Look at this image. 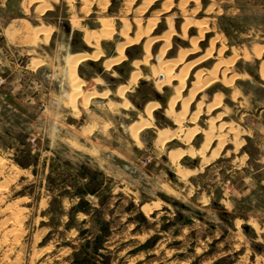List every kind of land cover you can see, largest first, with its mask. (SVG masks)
<instances>
[{
    "label": "rangeland",
    "instance_id": "rangeland-1",
    "mask_svg": "<svg viewBox=\"0 0 264 264\" xmlns=\"http://www.w3.org/2000/svg\"><path fill=\"white\" fill-rule=\"evenodd\" d=\"M30 1L0 0V264H264V0Z\"/></svg>",
    "mask_w": 264,
    "mask_h": 264
},
{
    "label": "bare ground",
    "instance_id": "bare-ground-1",
    "mask_svg": "<svg viewBox=\"0 0 264 264\" xmlns=\"http://www.w3.org/2000/svg\"><path fill=\"white\" fill-rule=\"evenodd\" d=\"M30 1V0H29ZM41 1H43V0H41ZM40 1V2H41ZM45 1V0H44ZM31 2V1H30ZM129 2V1H128ZM149 2H151L150 0H149ZM34 3V2H33ZM44 3H46V2H44ZM40 4V3H39ZM42 4V3H41ZM43 5V4H42ZM41 6V5H40ZM169 6H170V4H169ZM38 10V9H37ZM35 12H37V11H35ZM104 19V18H103ZM107 19V18H106ZM107 21V20H106ZM167 23H169L170 24V21H168ZM124 24H126V23H124ZM128 24V23H127ZM155 24V23H154ZM198 24V23H197ZM75 26V27H74ZM102 26V25H101ZM123 26V25H122ZM147 26V25H146ZM73 28H77V27H80L79 26V23H78V26L76 25V24H74L73 26H72ZM124 27V26H123ZM170 27V26H169ZM168 27V28H169ZM187 27H189L188 25H187ZM125 28V27H124ZM171 28V27H170ZM186 28V27H185ZM101 29V28H100ZM112 29L114 30V27L113 28H111V27H109V26H106V25H104L103 26V29L99 32V33H96V32H88V31H85V33H83L84 35H83V41H84V43H85V45L87 46V47H89V48H91V49H95L96 51H94L92 54L90 53V54H88V52H87V54H78V55H69V60H68V64H69V67H70V69H72V70H74L80 63H83V62H86L87 60H93V61H96V60H98L101 56H102V52L100 51V50H98V45H99V43H100V41L102 40V39H107V38H110L111 36H112ZM187 29V28H186ZM197 29V28H196ZM33 30V29H32ZM34 30H36V29H34ZM121 30V29H120ZM150 30H151V28H150ZM170 30V29H169ZM168 30V31H169ZM184 30V29H183ZM198 30H200L199 28H198ZM84 31V30H83ZM152 31V30H151ZM40 32V31H39ZM47 32V31H46ZM143 32V31H142ZM36 33V32H35ZM139 33V32H138ZM201 33V32H200ZM141 34V33H140ZM167 35H168V33H166ZM202 34V33H201ZM45 35V34H44ZM43 35V36H44ZM48 35V34H47ZM166 35V36H167ZM173 35V34H172ZM138 36H139V34H138ZM170 36V35H169ZM169 36H167V38L169 37ZM183 36V35H182ZM199 36H200V34H199ZM29 37V36H28ZM34 37V36H33ZM37 37V36H36ZM140 37V36H139ZM171 37V36H170ZM200 37H202V35L200 36ZM30 38V37H29ZM166 38V37H165ZM184 38V37H183ZM203 38V37H202ZM201 38V39H202ZM38 39V38H37ZM44 39V38H43ZM127 39V38H126ZM125 39V40H126ZM134 39V38H133ZM155 39H156V37H155ZM163 39V38H162ZM45 40V39H44ZM141 40V39H140ZM139 40V41H140ZM153 40V39H152ZM169 40V39H168ZM40 41V40H39ZM150 41V40H149ZM154 41H156V40H153V42ZM160 41H161V39H160ZM159 41V42H160ZM163 41V40H162ZM165 41V40H164ZM198 41V40H197ZM27 42V41H26ZM36 42V41H35ZM135 42V41H134ZM137 42V41H136ZM125 43H126V41H125ZM130 43V42H129ZM133 43V42H132ZM156 43V42H155ZM163 43V42H162ZM164 43H166V42H164ZM169 43V42H168ZM192 43H193V41H192ZM170 44V43H169ZM118 45V44H117ZM152 45V44H151ZM165 45V44H164ZM163 45V46H164ZM166 46V45H165ZM30 47V46H29ZM167 47V46H166ZM193 47V46H192ZM162 48V47H161ZM143 49H144V47H143ZM190 50V49H189ZM144 51V50H143ZM256 51V50H255ZM260 51H262V49L260 50ZM123 52H124V47L122 46V45H118L117 46V48H116V52L115 53H117V57L116 58H112V59H110V60H107L105 63H103L104 65L103 66H105V68L106 69H109L110 67H112V66H114V65H116V64H118V63H120V62H123L124 60H125V58L126 57H124V55H123ZM145 52H146V50H145ZM258 52V51H257ZM159 53V52H158ZM163 53V52H162ZM185 54V53H184ZM210 54V53H209ZM261 54V53H260ZM259 54V55H260ZM145 55V54H144ZM191 55V54H190ZM257 56H259L258 54H256ZM162 56H163V54H162ZM182 56H183V54H182ZM187 56V55H186ZM209 56V55H208ZM103 57V56H102ZM184 58V57H183ZM157 59V58H156ZM182 59V58H181ZM180 59V60H181ZM36 61V60H35ZM140 61V60H139ZM172 61V60H171ZM183 61V60H182ZM34 62V61H33ZM40 62V61H39ZM161 62V61H160ZM36 63V62H35ZM67 63V62H66ZM143 63V62H142ZM169 63H171V62H169ZM144 64V63H143ZM166 65H167V63H166ZM166 65H164V66H166ZM169 65H171V64H169ZM168 65V66H169ZM175 65H177V64H175ZM261 65V64H260ZM263 65V64H262ZM36 66V65H35ZM67 66V65H66ZM146 67H147V65H146ZM152 67V66H151ZM262 69H261V77L264 79V65L261 67ZM69 69V68H68ZM147 69H148V67H147ZM71 70V71H72ZM138 70V69H137ZM190 70V69H189ZM219 70V69H218ZM147 71H149V70H147ZM167 71V70H166ZM170 71V70H169ZM184 71V70H183ZM212 71H214V70H212ZM211 71V72H212ZM74 72V71H73ZM137 72V71H136ZM150 73H151V71H149ZM226 72V71H225ZM163 73V72H162ZM172 73V72H171ZM69 74H70V71H69ZM141 74V73H140ZM214 73L212 72V74L211 75H213ZM259 74H260V72H259ZM159 75V74H158ZM181 75V74H180ZM70 76V75H69ZM75 76V75H74ZM170 76V75H169ZM215 76V75H214ZM138 77H139V73H131V76H130V82L131 83H136V81L138 80ZM183 77H184V75L182 76V77H180V76H178V82H179V86L178 87H176V91H177V93H180V90H182L183 89V87H184V79H183ZM213 77V76H212ZM211 77V78H212ZM73 78V77H72ZM158 78V77H157ZM69 79H70V77H69ZM154 79V78H153ZM152 79V80H153ZM174 79V78H173ZM217 79V78H216ZM76 80H77V77H76ZM262 80V79H261ZM70 81H71V79H70ZM80 81V80H79ZM78 81V82H79ZM174 81V80H173ZM216 81V80H215ZM73 82V81H72ZM159 82V81H158ZM161 82H163V81H161ZM160 82V83H161ZM168 82V81H167ZM212 82V81H211ZM214 82V81H213ZM230 81H228V82H226V84L227 83H229ZM80 83V82H79ZM127 83V82H126ZM221 83V82H220ZM74 84V83H73ZM75 85V84H74ZM73 85V86H74ZM127 85V84H126ZM161 85H164V84H158V86H157V88L158 89H160L162 86ZM228 85V84H227ZM124 86V85H123ZM128 86V85H127ZM224 86V85H223ZM78 87V86H77ZM124 88H128V87H124ZM201 86H199V85H197V86H195L194 87V89H192V90H195V92L197 93L198 91H201ZM75 91L77 90V89H74ZM79 90V89H78ZM128 90V89H127ZM124 90H123V88H121V90H119V96L120 97H122L123 95H124ZM157 92H158V90H157ZM174 92V91H173ZM182 93H183V91H181ZM236 93V92H235ZM239 93V92H238ZM78 94H80L79 92H78ZM176 94V93H175ZM181 95V94H180ZM220 96H221V94H219ZM218 95V96H219ZM235 95V94H234ZM195 97V96H194ZM237 97V96H236ZM235 97V98H236ZM185 98H188V97H185ZM185 98H183V100L185 99ZM215 98V97H214ZM216 98H217V96H216ZM179 98H178V96L177 95H174V96H171L169 99H168V103H167V106H168V109H169V112L168 111H166V112H168V113H166V114H168L169 116L170 115H172V117L174 116V115H176V113L175 112H173V108H174V105H175V103H176V101L178 100ZM188 101V100H187ZM192 101V100H191ZM190 101V102H191ZM219 101H221L220 99H219ZM84 102V101H83ZM86 102V101H85ZM215 103V102H214ZM222 103V102H221ZM220 103V104H221ZM74 104V103H73ZM181 104H182V101H181ZM180 104V105H181ZM184 104H186V102L184 103ZM153 105V104H152ZM156 105V104H155ZM190 105V104H189ZM199 105V104H198ZM200 105H201V102H200ZM213 105V104H212ZM211 105V106H212ZM158 106V105H157ZM206 106V105H205ZM84 107V106H83ZM182 107V106H181ZM189 107V106H188ZM152 108H153V106H149V107H147L146 108V112H147V114L148 115H151V113H152ZM184 108H185V105H184ZM208 108V107H207ZM209 109V108H208ZM181 111V110H180ZM199 111V110H198ZM165 112V111H164ZM173 113H175V114H173ZM209 113V112H208ZM146 114V115H147ZM165 114V113H164ZM165 114V115H166ZM167 115V116H168ZM198 115V114H197ZM176 117V119L174 118V120H176V121H174V123L175 122H178V124L180 123V120L177 118V116H175ZM150 118H151V116H150ZM152 119V118H151ZM182 119V118H181ZM172 120V119H171ZM184 120V119H183ZM182 121V120H181ZM195 121V120H194ZM194 121H193V123H194ZM149 122V121H148ZM191 122H192V120H191ZM139 124V123H138ZM144 125H147V126H149V123H146V124H144ZM151 125H152V123H151ZM181 126V125H180ZM195 126V125H194ZM183 127V126H182ZM132 129V128H131ZM197 128H195V130H196ZM164 130V129H163ZM207 130V129H206ZM230 130V129H229ZM232 130H234V129H232ZM131 131V130H130ZM137 128H133L132 129V133H133V136H134V138L137 140ZM170 131V130H169ZM169 131H167V132H169ZM200 130L198 129V132H199ZM220 132V131H219ZM230 132V131H229ZM171 134L173 133V132H170ZM200 133V132H199ZM195 134H197V133H195ZM235 134V133H234ZM157 135H158V137H160V138H163L164 139V136L166 135L165 134V132L164 131H161V130H159L158 131V133H157ZM174 135V134H173ZM223 135V134H222ZM226 135V134H225ZM227 136V135H226ZM226 136H224L225 137V139H227L226 138ZM239 136V135H238ZM173 137V136H172ZM237 137V136H236ZM178 138V137H177ZM165 139L167 140V138H166V136H165ZM192 139V138H191ZM215 139H217L218 141H219V143H220V145H219V147L221 148L223 145V143L225 142V141H223L224 139L222 138V136L221 135H218V134H215V132L214 131H210V132H208V133H206V136H205V140H206V142L202 145V147L199 149V151H194L193 149L192 150H189V155H191L192 157L194 156V155H196V153H197V155L203 160V162L205 163V164H208L209 163V160H210V158H206V151H207V149L209 148V145H210V143H211V141H214ZM157 140V139H156ZM170 140H171V137H170ZM186 140V139H185ZM181 141H184V138H183V140H181ZM188 141V139L185 141V142H187ZM227 141V140H226ZM184 142V143H185ZM165 143V142H164ZM167 143V142H166ZM165 145V144H164ZM160 146V145H159ZM236 146V145H235ZM240 146V145H239ZM223 148V147H222ZM236 149H237V147H236ZM181 150V149H180ZM218 150V149H217ZM219 151H221V150H219ZM171 153V152H170ZM186 152H183V151H178V152H175V153H172V154H170L169 155V158H170V161H171V163L174 165V166H177V162H178V160H179V158L180 157H182V156H184V154H185ZM216 154H217V152H214L213 153V158H215V156H216ZM219 154V153H218ZM211 155V154H210ZM188 156V155H187ZM191 156H189V157H191ZM211 157V156H210ZM210 161H212V160H210ZM179 164V163H178ZM202 164V163H201ZM193 172H195V171H189V170H183V169H181L180 167H176V175H177V177L179 178V179H181L182 181H184V180H186V179H188V177H190V175L193 173ZM152 210H153V208H151V207H148V206H145V207H143V211L145 212V214H150V212H152Z\"/></svg>",
    "mask_w": 264,
    "mask_h": 264
},
{
    "label": "crops",
    "instance_id": "crops-1",
    "mask_svg": "<svg viewBox=\"0 0 264 264\" xmlns=\"http://www.w3.org/2000/svg\"><path fill=\"white\" fill-rule=\"evenodd\" d=\"M226 10V9H225ZM64 29H65V32L66 33H68L69 35L71 34H73V32H74V29L72 28V26H70V25H65V27H64ZM78 36V34H76V37ZM83 43H84V41H83V37H82V40H81ZM85 44V43H84ZM91 65H93L94 66V64L93 63H91ZM123 66L124 67H126V66H128V64L127 63H125V64H123ZM100 72H102L101 70H100ZM171 97V96H170ZM170 97H167V99H166V103H168V99L170 98ZM156 99L158 100V101H160V102H165L164 100H165V98H161L160 96H158V95H156ZM200 160H202V159H200L199 158V160L198 161H193V163H192V165H191V167H190V169H188L189 171H197L198 170V168L200 167V164H198L199 162H200ZM194 173V172H193ZM176 173H173V172H169V177L171 178V179H176ZM179 179V178H178Z\"/></svg>",
    "mask_w": 264,
    "mask_h": 264
}]
</instances>
